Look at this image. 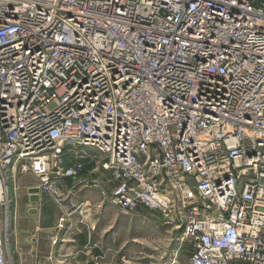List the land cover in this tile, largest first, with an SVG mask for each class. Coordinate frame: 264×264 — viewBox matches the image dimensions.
Segmentation results:
<instances>
[{"label":"built area","instance_id":"2783aa9c","mask_svg":"<svg viewBox=\"0 0 264 264\" xmlns=\"http://www.w3.org/2000/svg\"><path fill=\"white\" fill-rule=\"evenodd\" d=\"M16 166L59 230L54 172L181 228L191 264H264V0H0V264Z\"/></svg>","mask_w":264,"mask_h":264},{"label":"crops","instance_id":"0c3cea01","mask_svg":"<svg viewBox=\"0 0 264 264\" xmlns=\"http://www.w3.org/2000/svg\"><path fill=\"white\" fill-rule=\"evenodd\" d=\"M79 153L86 156L78 157ZM72 154L74 159L70 160L69 157ZM98 156L99 152L95 148L86 146H77L75 149L67 148L64 165L70 166L76 162H83L85 164L83 175H89L95 166V158ZM52 178L64 191L74 188L71 178L56 174H52ZM37 182L38 179L33 174H21L17 166L10 172L11 195L13 197L15 193L18 194L14 206L10 209L8 219L12 263L58 264L59 260L67 261L70 258L79 257L82 264H90L93 257L101 253L100 240L97 239L100 213L104 215L114 210L115 206L101 202V196L97 189L80 185L76 187L75 185V190H72L74 193L72 198L84 201V210L86 207L91 208L84 216L86 226L82 227V236L70 238L67 232L68 223L64 229H58L59 219L64 210L59 207L50 194L43 193L39 202H31L29 189ZM89 217L92 219L93 225L90 223ZM57 236L59 240L55 243L54 239ZM76 239L77 244L71 245L70 242L76 241ZM70 246L78 247L79 251L77 253L71 251Z\"/></svg>","mask_w":264,"mask_h":264},{"label":"rangeland","instance_id":"374dc122","mask_svg":"<svg viewBox=\"0 0 264 264\" xmlns=\"http://www.w3.org/2000/svg\"><path fill=\"white\" fill-rule=\"evenodd\" d=\"M78 157H80L79 154ZM69 158L73 160L74 155L72 154ZM72 165L64 166L71 167ZM83 176L91 177L93 175L91 173ZM66 178L73 180L72 186L74 188H70L73 191L75 185L76 187L79 185L85 187L83 184L78 183L79 178ZM10 188L12 193L11 184ZM59 188L63 189L60 186ZM73 194L71 192V197L64 203L69 208L70 217H68L67 232L70 238L82 236V227L86 226L84 216L91 208L86 207L84 212L79 210V208H83L84 201L72 198ZM17 195V193L13 197L11 195L9 212L14 206ZM101 202H103L102 198ZM98 212L100 213V211ZM100 215L97 239L100 240L101 253L100 255L96 254V256H99V264H191L192 247L189 243L180 240L182 229L163 224L159 217L152 215L145 208L125 214L115 206L114 210L104 215L100 213ZM88 219L93 225L92 219L90 217ZM70 244H77V239L70 242ZM70 250L77 253L79 248L70 246ZM58 264H82V262L79 257H76V259L70 258L67 261L59 260ZM90 264H95L93 259Z\"/></svg>","mask_w":264,"mask_h":264},{"label":"water","instance_id":"95a60500","mask_svg":"<svg viewBox=\"0 0 264 264\" xmlns=\"http://www.w3.org/2000/svg\"><path fill=\"white\" fill-rule=\"evenodd\" d=\"M29 193H30L31 202H39L40 201L41 190L39 187H37V186L31 187L29 189Z\"/></svg>","mask_w":264,"mask_h":264},{"label":"bare ground","instance_id":"6f19581e","mask_svg":"<svg viewBox=\"0 0 264 264\" xmlns=\"http://www.w3.org/2000/svg\"><path fill=\"white\" fill-rule=\"evenodd\" d=\"M35 186H37V184L35 185ZM33 187V186H32ZM37 187H39V186H37ZM41 190V189H40ZM40 196H41V194H40Z\"/></svg>","mask_w":264,"mask_h":264}]
</instances>
